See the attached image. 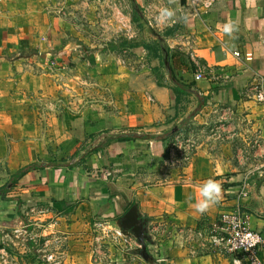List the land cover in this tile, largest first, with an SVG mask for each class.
Masks as SVG:
<instances>
[{"label": "crops", "instance_id": "1", "mask_svg": "<svg viewBox=\"0 0 264 264\" xmlns=\"http://www.w3.org/2000/svg\"><path fill=\"white\" fill-rule=\"evenodd\" d=\"M25 1L19 0L23 5ZM34 1L42 8L41 22L1 33L0 52L8 59H26L28 53L44 58L61 54L63 66L78 61L91 71V79H86L92 83V100L81 110L67 111L66 118L74 123L66 127L75 128L76 136L66 147L76 151L88 140L94 149L83 164L49 165L24 176L13 187L12 200L0 201V231L38 215V209L46 210L43 217L53 218L61 228L86 230L95 219L116 221L137 205L139 215L148 221V247L155 246L162 259L158 264H234V254L210 252L212 247L205 241L203 247L195 237L204 225L211 226L239 205L247 226L264 238V149L252 150L247 158L241 153L254 137L264 148V105L255 101L264 87V0H214L209 10L198 12L190 0H112L113 6L119 4L112 11H121L139 33L134 41L120 37L119 24L110 27L103 21L98 0ZM230 21L238 25L235 39L223 32ZM189 49L203 67L199 81L197 65L187 56ZM169 64L184 84L209 97L193 118L199 100L187 95L176 104ZM219 119L222 125L217 126ZM194 131H204L206 137L199 135L198 140L197 133L192 135L199 146L191 164L168 169L165 176L174 137H190ZM169 132L174 136L165 141L117 140L123 135ZM34 162L29 157L21 166ZM208 179L222 185L223 196L201 215L193 204ZM170 221L171 228L164 230L162 224ZM153 222L159 229L151 227ZM23 247L11 257L0 250V264H49L35 244ZM259 255L264 261V244ZM71 260L88 264L89 255L72 253L65 264Z\"/></svg>", "mask_w": 264, "mask_h": 264}, {"label": "rangeland", "instance_id": "2", "mask_svg": "<svg viewBox=\"0 0 264 264\" xmlns=\"http://www.w3.org/2000/svg\"><path fill=\"white\" fill-rule=\"evenodd\" d=\"M33 2L35 1L27 0L23 5L19 0L15 2L0 0V34L4 31L17 30L20 24L26 22L40 23L43 11ZM57 7L60 8L59 5ZM82 25L87 28L86 23ZM29 55V53L24 55L26 59L16 57L8 59L0 52V189L9 183L11 176L22 168L21 165L29 157L36 159L34 163L37 166L42 163L51 166H71L83 164L81 162L94 149L87 145L88 140L76 151L73 147L72 149L66 147L67 142H73L76 136L75 128L66 127L69 123H74L71 118H66L67 111L76 112L75 109L81 110L89 105L87 100H92L94 90L92 83L86 78L91 79V71L81 68L78 61L75 65L63 66L64 56L61 54L45 58L37 54L32 57ZM220 125L222 122L219 119L217 126ZM208 133L210 137L212 133L210 131ZM195 134L201 135L202 140L206 137L204 131L200 134L194 131L190 137L175 136L172 144L177 142V138L178 141L188 139L198 144L200 136L197 140L192 136ZM94 138L89 139L92 141ZM247 139L248 143L253 142L249 147L241 149L242 156L246 155L247 158L252 150L257 151L260 147L264 149L258 137H254L252 141ZM175 153L172 151V156H175ZM168 169L170 167L166 166L165 176L168 175ZM262 175L264 177V167ZM12 192L13 187H9L6 197L9 198ZM40 211L38 209L36 216H28L19 221L15 227L0 231L2 252L11 257L19 253L18 248L33 243L38 248L41 259L49 264H65L68 256L72 257V253L78 252L89 255L88 264H104L107 260L113 264H158L159 260L162 261L157 257L155 246L148 247L152 260L145 261L139 253L141 245L135 237H128L122 233V242L120 240L114 242L112 234L121 230L113 227L109 221L95 219L86 230L84 226H74L71 231L65 226L61 228L53 218H44L46 214ZM218 220L212 225L219 224ZM153 223L151 227L159 229V223ZM171 224L172 221L169 225L162 224L165 226L164 230L170 229ZM211 226L204 225L201 234L195 237L201 241L203 247L204 241L209 243ZM157 243V240H154L153 244ZM123 248L128 249L127 253L122 252ZM209 251L229 252L223 246H213ZM71 263L72 260L67 264Z\"/></svg>", "mask_w": 264, "mask_h": 264}, {"label": "built area", "instance_id": "3", "mask_svg": "<svg viewBox=\"0 0 264 264\" xmlns=\"http://www.w3.org/2000/svg\"><path fill=\"white\" fill-rule=\"evenodd\" d=\"M112 0H98L99 5L104 9L101 14L103 21L110 27L115 24H119L120 37L127 41H134L138 38L139 33L135 30V26L132 21L127 18L121 11H112V7L119 8V4L115 3L113 6ZM191 7L195 12H198L201 8L210 9L214 5V0H190ZM153 23V22H152ZM236 57H240L239 53L234 54ZM187 56L189 60L196 64L195 52L193 49H189ZM247 60H252V54L246 55ZM197 71L195 80L199 81L203 77V67L196 64ZM261 88L255 94V101L258 104L264 105V87ZM172 146V150L176 152L175 156L169 158L170 169L184 168L190 165L195 152L198 149V144L192 140H180ZM175 147V148H174ZM42 214H46V210L40 211ZM219 224L212 225L210 227L209 243L210 247H225L230 253L235 255L234 264H264V261L259 255V249L264 244V238L261 233L251 230L246 224V216L241 206L236 205L230 211L224 212L220 215L218 220ZM27 231V229H26ZM17 232V231H16ZM114 242L120 240L122 242V232H116L112 234ZM201 236V235H200ZM0 239V244H1ZM128 249L123 248L122 252L127 253ZM47 262V261H46ZM48 263V262H47ZM97 263V262H96ZM104 264H113L107 260Z\"/></svg>", "mask_w": 264, "mask_h": 264}, {"label": "trees", "instance_id": "4", "mask_svg": "<svg viewBox=\"0 0 264 264\" xmlns=\"http://www.w3.org/2000/svg\"><path fill=\"white\" fill-rule=\"evenodd\" d=\"M113 50L115 49L114 47H111ZM169 58V57H168ZM178 60L181 62L183 61V57H178ZM168 70L169 74L172 80V83L174 84L173 86V91L176 95V104H179L180 98L182 96H187V95H196V97L199 100V106L195 110V112L190 116L191 118L195 117L203 108L206 106V103L208 101L209 97H201L199 96L195 91L192 90L190 85H186L183 83L182 79L178 76V73L174 69L173 66L170 64L168 65ZM174 136L173 132H169L166 135H123L117 138L119 142H125V141H132V140H137V139H147V140H168ZM49 164L48 163H42V165L37 166L35 163H32L28 166H25L23 168H20L14 175L11 176V179L9 183H7L3 189H0V197L3 201H11L12 199L7 198V192L9 187H14L24 176H26L28 173L35 171V170H44L48 168ZM75 164L68 166V168L74 167ZM61 167V166H59ZM12 224H9L11 226Z\"/></svg>", "mask_w": 264, "mask_h": 264}, {"label": "water", "instance_id": "5", "mask_svg": "<svg viewBox=\"0 0 264 264\" xmlns=\"http://www.w3.org/2000/svg\"><path fill=\"white\" fill-rule=\"evenodd\" d=\"M110 224L120 229L124 235L135 237L141 245L140 255L145 261L149 262L152 260L148 252V243L151 241L148 231V221L142 219L139 215L137 205L131 207L118 221H112Z\"/></svg>", "mask_w": 264, "mask_h": 264}, {"label": "clouds", "instance_id": "6", "mask_svg": "<svg viewBox=\"0 0 264 264\" xmlns=\"http://www.w3.org/2000/svg\"><path fill=\"white\" fill-rule=\"evenodd\" d=\"M223 32L230 39H235V35L238 32V25L235 22H227L223 25ZM222 196V185L214 179H208L201 184L199 198L196 199L193 208L196 212L203 215L217 205L222 199Z\"/></svg>", "mask_w": 264, "mask_h": 264}]
</instances>
